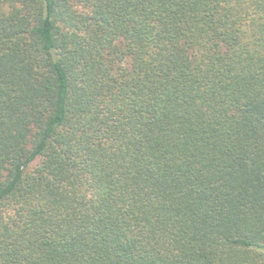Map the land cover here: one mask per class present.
I'll use <instances>...</instances> for the list:
<instances>
[{
    "label": "trees",
    "instance_id": "1",
    "mask_svg": "<svg viewBox=\"0 0 264 264\" xmlns=\"http://www.w3.org/2000/svg\"><path fill=\"white\" fill-rule=\"evenodd\" d=\"M0 264H264V0H0Z\"/></svg>",
    "mask_w": 264,
    "mask_h": 264
}]
</instances>
